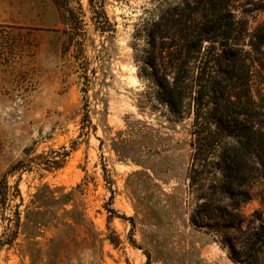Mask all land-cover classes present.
I'll return each instance as SVG.
<instances>
[{
	"label": "rangeland",
	"instance_id": "obj_1",
	"mask_svg": "<svg viewBox=\"0 0 264 264\" xmlns=\"http://www.w3.org/2000/svg\"><path fill=\"white\" fill-rule=\"evenodd\" d=\"M104 9L112 38L86 10L81 49L52 0H0V242L9 241L0 264H49L53 230L28 243L16 225L43 184L76 187L104 238L101 259L85 252L81 264H264V0H105ZM225 9L229 38L211 27ZM226 54L239 76L220 72L221 91H202L207 117L196 123L195 75L219 63L230 71ZM180 64L173 108L163 89ZM62 146L70 152L54 167Z\"/></svg>",
	"mask_w": 264,
	"mask_h": 264
},
{
	"label": "trees",
	"instance_id": "obj_2",
	"mask_svg": "<svg viewBox=\"0 0 264 264\" xmlns=\"http://www.w3.org/2000/svg\"><path fill=\"white\" fill-rule=\"evenodd\" d=\"M52 1L59 9L61 22L66 26V33L71 43L74 42V44L81 49L82 45H84L86 24L84 17L86 15V10L90 13L89 19L93 24L94 30L101 34L105 33V38L107 40L112 38L111 32L113 31V23L109 20L104 9L105 0H85V7L81 0ZM211 21L212 32L214 34H221L223 38L230 37L235 20L228 10L225 9L223 12H219ZM224 58L227 59L229 62L228 64L232 66L230 71H227L226 68H222L219 63L218 67H210L208 70L201 67L200 71L195 75L196 84L198 85V94L194 97L196 106L194 121L196 123L199 118L207 117V112L202 109V91H221L219 80H217V75H219L220 72H222V75L228 76V78L232 77V75H236V77L239 76L234 70V59L236 58L229 54H226ZM216 61H218V59ZM76 66L81 74L80 77L88 81V75L86 73L87 64L82 66L77 64ZM183 67V64L179 65L176 77L172 80V86L167 88L164 87L163 89L164 94L162 100L173 108L178 106L179 98L182 95L183 81L181 79L182 75H180V70H183ZM83 90L85 89L83 88ZM83 110L81 122L84 124L85 120H88L89 115L87 109ZM213 113H215V118L217 120L221 119L222 110L215 107ZM200 128L202 129V127ZM238 130L243 132L240 133V135L246 133L245 126L242 124L239 126ZM61 148L62 152L60 155L62 158L51 161L54 167H59L61 165L64 161V157L69 154L73 145H71L70 149H65V146ZM195 157L194 154L193 159ZM196 159H199V157H196ZM14 169L15 165L10 167V172ZM7 188L6 180H1L0 196L8 195ZM16 190L18 191L17 188ZM75 191H77L76 187L65 191V188L62 186L50 187L48 184H43L33 194L31 199L32 207H26L21 223H19L20 212H18V210L16 211V225L18 228L25 227V239L28 240V243H35V238L42 233V229L53 230V235L47 239L48 257L50 256L48 260L49 264H81V256L85 252L92 257V260L97 258L101 259L102 242L104 238L100 236V233L95 229L92 221L88 218L82 203L77 200V193ZM107 211L110 213L114 212L113 209H107ZM4 240H2L0 244H2V242H9L7 241L8 238ZM231 256L234 260L238 259L234 255ZM148 259L149 257L147 255V261Z\"/></svg>",
	"mask_w": 264,
	"mask_h": 264
}]
</instances>
